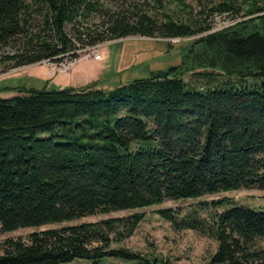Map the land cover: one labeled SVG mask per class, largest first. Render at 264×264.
Returning <instances> with one entry per match:
<instances>
[{
	"label": "trees",
	"instance_id": "obj_1",
	"mask_svg": "<svg viewBox=\"0 0 264 264\" xmlns=\"http://www.w3.org/2000/svg\"><path fill=\"white\" fill-rule=\"evenodd\" d=\"M127 2L0 0V48L13 49L3 62L15 66L61 62L76 58L79 48L129 36L160 37L168 46L169 38L188 42L203 34L173 48L185 49L179 64L115 88L92 82L0 96V232L168 199L264 190V0H244L258 22L250 18L213 32L211 24L162 18ZM215 9L229 12L234 5L223 1ZM187 61L191 70L202 68L194 73L206 80L204 87L184 80ZM223 76L228 80L220 81ZM224 202L232 206L216 213L210 227L195 211L182 218L171 208L158 213L178 229L214 237L212 264H264L254 247L264 237V210L228 198L211 204ZM142 219L135 214L6 239L0 264L78 258L99 264L105 257L173 264L111 247L132 236Z\"/></svg>",
	"mask_w": 264,
	"mask_h": 264
},
{
	"label": "rangeland",
	"instance_id": "obj_2",
	"mask_svg": "<svg viewBox=\"0 0 264 264\" xmlns=\"http://www.w3.org/2000/svg\"><path fill=\"white\" fill-rule=\"evenodd\" d=\"M122 5L131 0H102ZM144 9H149L159 17L169 14L179 21H185L197 26L211 24L210 32L220 30L234 23L252 18L253 23L258 22V14H248L249 6L244 0H132ZM223 1H230L234 9L229 12H219L215 8ZM197 34L187 38H169L171 44L164 42L160 37L129 36L116 40L99 43L89 48H79L77 57H67L61 62L43 60L37 63L15 66L3 57L11 54L10 47L0 48V96L11 97L23 94V88L57 89L65 87H80L92 82H98L97 87L115 88L126 84L136 78L147 77L151 71L165 69L181 62L185 53L183 47L192 40L202 36ZM168 39V40H169ZM180 39V40H179ZM155 40V41H154ZM159 41V42H156ZM161 41V42H160ZM168 42V41H167ZM169 47V48H168ZM169 49V50H168ZM172 49V50H170ZM101 58L97 59L96 55ZM133 55V57H132ZM131 63V64H130ZM192 63H185L183 78L189 84L200 88L204 87L206 80L194 71L201 67L190 69ZM220 81L228 80L219 77ZM235 80V78H233ZM135 145L134 147H136ZM231 199L239 206L253 210H264V190L258 188H241L237 190L208 193L195 198L168 199L161 204L147 207L88 215L80 219L60 223L46 224L37 227H22L13 231L0 232V244L6 239L28 240L33 232L49 228H61L87 222H96L103 219L125 217L143 214L132 236L121 241H114L112 248H124L145 258H159L173 264H212L211 258L217 251L218 242L211 235H205L194 229H178L172 222L163 218L159 209L171 208L180 213V217L191 215L194 211L205 218L209 227L216 213L232 206L224 202L220 205L211 204L220 199ZM264 257V237L258 239L254 245ZM0 246V253H2ZM99 264H139L124 259L105 257ZM66 264H94L93 260L75 259Z\"/></svg>",
	"mask_w": 264,
	"mask_h": 264
},
{
	"label": "built area",
	"instance_id": "obj_3",
	"mask_svg": "<svg viewBox=\"0 0 264 264\" xmlns=\"http://www.w3.org/2000/svg\"><path fill=\"white\" fill-rule=\"evenodd\" d=\"M179 40H180V39H179ZM96 58H97V59H100V58H101V55H100V54H97V55H96Z\"/></svg>",
	"mask_w": 264,
	"mask_h": 264
}]
</instances>
